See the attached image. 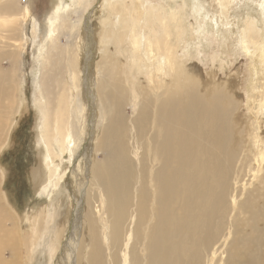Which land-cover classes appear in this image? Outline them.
Segmentation results:
<instances>
[{
	"label": "bare ground",
	"instance_id": "1",
	"mask_svg": "<svg viewBox=\"0 0 264 264\" xmlns=\"http://www.w3.org/2000/svg\"><path fill=\"white\" fill-rule=\"evenodd\" d=\"M88 2L72 0L70 9H87ZM108 4L99 24L92 15L79 21L78 28L90 34L86 52L81 29L63 47L59 29L65 18L54 24L56 30L48 24L38 81V146L48 179L59 183L43 191L68 194L67 212L79 220L58 229L60 241L47 256L62 242V264H221V258L264 264V119L243 112L236 96L239 72L223 79L204 66L203 74L198 54L193 60L181 47L185 26L195 34L199 20L184 25L179 10L169 13L164 1ZM12 8L9 3L0 11ZM254 24L244 33L246 48L258 42ZM18 55L7 51L0 57L17 63ZM4 74L8 89L18 92L12 108L17 113L24 104L20 84L11 71ZM73 114L76 125H62L61 116ZM7 122L0 121V141ZM4 186L2 181L0 264H35L44 209L16 237L20 219Z\"/></svg>",
	"mask_w": 264,
	"mask_h": 264
},
{
	"label": "rangeland",
	"instance_id": "2",
	"mask_svg": "<svg viewBox=\"0 0 264 264\" xmlns=\"http://www.w3.org/2000/svg\"><path fill=\"white\" fill-rule=\"evenodd\" d=\"M135 1L142 3L144 0ZM153 1H164L169 13L171 10L174 12L179 10L184 25H188L189 21L195 23L197 19L199 20V24L195 23L199 28V32L195 34L189 31L188 26H185L187 31L183 35L182 50L187 52L193 60L199 56L203 66L201 72L205 75L206 71L216 68L219 72V78L224 79L228 78L230 73L238 71L240 85L237 87L236 96L241 100L243 112L247 114L255 112L258 115L257 118L264 119V9L261 5L262 0ZM9 3L13 7L12 9L0 11V56L7 51H15L19 55L17 63H12L9 58L0 57V121L8 120L5 123L0 141V150L5 145L0 153V167L3 169L4 175V178H2L0 171V184L2 181L4 182L6 196L11 206H8L4 201L3 207L14 208L19 215L21 227L14 228L16 237L19 233L24 235L23 231H28L31 225L28 220H31L33 213L35 216V212L38 213L41 209H44L46 218L42 220V222L45 221V224L37 236L41 242L39 244L35 243V259L38 260L35 264H62L63 256L62 254L61 257L58 256L62 252V242L58 244L56 254L53 257H48L47 251L50 250L53 243L57 244L60 241L57 234L58 229L65 225L70 229V223H74L78 216L75 217L67 212L70 202L68 198L70 197L63 190L56 188V191L50 194L43 191L44 187L50 183H59L57 177H54V180L52 178L48 179L46 167L42 161L43 155L40 151L42 148L38 146L41 142L39 133L42 122L38 118V110L42 112V108L38 103L41 97L38 81L41 77L44 55L46 57L45 44L49 41L48 24L49 27L55 29L54 24L60 23V17L65 18L66 23L59 29L62 39L61 45L65 47L69 45L70 34H75L74 32L77 29H81V27L78 28L79 21L82 20L83 23H86L91 15L95 19L93 21L95 24H99L103 20V16L109 9V0H89L87 9L79 7L74 10L70 9L72 0H0V6ZM59 7L60 10H58ZM25 11L29 13L27 17L24 16ZM73 22L77 27H68ZM250 22L255 23L256 29L254 31L258 30L259 36L258 42L254 46L246 48L243 36ZM83 28L81 29L83 34L88 38L84 49L86 52L88 45H90V34L87 30L85 33ZM172 31L175 32L173 25ZM55 33L57 34V32ZM94 39L97 46L99 44L97 33ZM19 42H22V44ZM18 47H20L21 52ZM43 49L44 51H42ZM92 54H94L95 64L97 58H99L97 49ZM196 54L198 56H195ZM133 55L134 57L138 56L137 49L134 50ZM155 57L162 60L158 55ZM85 66L89 67L86 63ZM94 69L91 74H93ZM9 71L13 73L16 83L21 86L17 89L19 90L18 98L24 104L20 106L21 109L17 113L16 110H12L18 101L17 91L16 89L15 92L8 89L9 81L4 74V72ZM236 82L238 83V81ZM82 84V90L87 92L84 81H82ZM127 111H129V108ZM61 122L64 126L73 127L76 125L75 115L73 114L69 118L67 115L65 117L61 116ZM262 132H264V126ZM64 159V161H69L68 156H65ZM72 166L74 167L75 164L72 163L71 168ZM70 180L75 186L72 177H70ZM64 183L67 182L64 180ZM95 202L98 204L97 201ZM69 214L70 217L67 218ZM38 216L41 220V215L38 214ZM47 216H51L52 220L49 219L48 221ZM241 218H246L244 211L241 213ZM11 225V222L7 221V227H11ZM49 234L50 237H48ZM52 240H55V242H52ZM67 240L68 233L65 234L64 242H67ZM42 250L44 251L42 252ZM221 260V264H227L224 258H221ZM22 264H27V262H22Z\"/></svg>",
	"mask_w": 264,
	"mask_h": 264
}]
</instances>
